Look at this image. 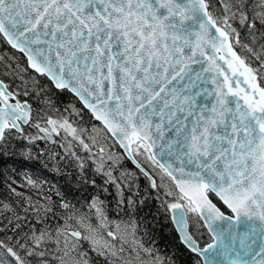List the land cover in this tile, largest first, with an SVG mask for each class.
Instances as JSON below:
<instances>
[{
  "label": "snow or ice",
  "instance_id": "1",
  "mask_svg": "<svg viewBox=\"0 0 264 264\" xmlns=\"http://www.w3.org/2000/svg\"><path fill=\"white\" fill-rule=\"evenodd\" d=\"M220 6L222 15L209 10L208 0H0V35L23 53L28 68L46 77L56 90L77 97L103 124L156 190L157 199L166 189L164 196L173 199L164 200L161 207L166 205L172 214L180 243L189 252L208 264H216L204 256L210 249L215 250L212 257L227 252L228 264H264V87L230 42L235 34L236 43H241L234 23L247 28L255 42L257 23L264 27V0H220ZM24 83L27 96L28 82ZM32 83L35 88V78ZM43 91H36V96ZM41 102L52 103L47 96ZM32 112L27 101L17 99L0 81V146L14 133L31 143L51 140L63 131L89 150L66 118L49 117L48 127L37 121L32 126L44 135L24 136L22 125L33 120ZM137 156L159 169L160 183ZM100 160L96 171L109 178L106 183L116 185L118 206L123 205L121 184L110 171H103L102 156ZM84 166L78 165L81 170ZM208 192L215 193L232 216L213 204ZM103 203L93 197L89 204L101 224L107 219ZM136 203L129 197L128 209L134 210ZM60 206L69 210L62 217L64 225L55 235L46 228L33 230L28 237L31 246L20 245L25 256L0 241L15 264H31L26 257L48 264L43 258L49 244L60 250L61 241L66 256L81 240L105 255L94 236L73 228L71 222L77 220L73 206ZM43 210L46 214L53 208ZM190 215L195 217L191 224ZM83 219L77 220L81 226ZM200 227L212 234L213 243L204 248L193 231ZM87 230L94 231L91 225ZM108 235L116 239L114 232ZM140 248L152 256L153 249L142 244ZM166 259L174 264L170 258L153 257L154 264H165Z\"/></svg>",
  "mask_w": 264,
  "mask_h": 264
},
{
  "label": "trees",
  "instance_id": "2",
  "mask_svg": "<svg viewBox=\"0 0 264 264\" xmlns=\"http://www.w3.org/2000/svg\"><path fill=\"white\" fill-rule=\"evenodd\" d=\"M208 2L209 10L214 15H221L219 0L217 2L208 0ZM233 26L239 31L241 41L237 44L234 40L235 36H232L231 41L236 52L256 70L258 82L261 87H264V74L259 67L264 65V48L261 47L264 45V36H261L264 27L257 23L258 31L255 33L256 40L253 42L247 28H241L239 23H234ZM244 44L249 47L244 48ZM246 53H250L248 59L245 58ZM32 78L36 81L35 88ZM0 80L8 85L9 91L16 94L17 99L22 102L27 101L33 109L34 119L30 125L23 127L24 136L44 135L38 128L32 126L36 119L34 113H39L37 119L42 122H46L49 117L68 119L69 115L73 126L81 129L83 135L95 126L100 127L69 92L56 90L45 77L31 72L27 68L25 58L13 51L1 35ZM25 81L28 82L27 96L24 95ZM41 88L45 91L41 92V97L38 98L36 91ZM45 96L50 98L51 105L41 102ZM71 108L77 109L80 116L72 117ZM117 150L120 152L118 147ZM87 158L90 160L87 154L77 150L69 154L67 150H62L61 147L49 143L46 139H35L30 143L16 133L9 137L7 143L0 146V241L15 249L16 247L9 242L12 239L16 240L20 237L28 239L33 230L39 231L45 228L54 230L61 218L69 212L61 208L62 203H69L75 211H80L89 208L87 206L90 201L93 197H97L104 202L105 211L110 219L118 218L122 222L131 223L135 221L137 236L145 248L153 249V255L170 258L174 264H196L197 260L201 264L200 259L180 243L169 212L165 210L166 205L161 207L164 200H172V197H165L160 191V199H157L156 190L149 186L147 178L124 158L119 167L132 174L134 187L129 186L131 191L125 192L124 204L120 208L116 200L112 199L117 192L112 189L110 183H106L104 175L93 170ZM81 163L85 165L82 170L78 167ZM209 195L218 208L228 214L222 204L213 195ZM129 197L137 202L134 210H129L127 207ZM141 199L144 200L143 205L139 203ZM5 204L8 205L7 209L4 207ZM44 207H52L53 211L45 214ZM189 223L191 224L192 220ZM193 231L201 248L210 242L211 239L203 227H200L198 232L195 228ZM90 261L92 264H108L105 259L97 256H93ZM165 264H169L168 259L165 260Z\"/></svg>",
  "mask_w": 264,
  "mask_h": 264
},
{
  "label": "rangeland",
  "instance_id": "3",
  "mask_svg": "<svg viewBox=\"0 0 264 264\" xmlns=\"http://www.w3.org/2000/svg\"><path fill=\"white\" fill-rule=\"evenodd\" d=\"M215 1L217 2L218 0H215ZM219 7L220 9H222L221 6ZM222 13H223V9L221 11V15ZM232 36H235V34H232ZM234 40L236 42L235 37H234ZM249 54L250 53H246L245 58L248 59ZM259 67L262 69V73L264 74V66L259 65ZM263 86H264V78H263ZM75 110L76 111H74V109L71 108V111H72L71 113L73 114L72 117H76V116L79 117L80 112L77 111V109ZM34 114L36 118L34 120V123L39 121L41 127H48L46 122H42L40 119H37L39 113H34ZM33 119H34V116H33ZM75 119L78 120L77 118ZM68 120L70 123H72L71 117L69 118V115H68ZM82 133L83 131L81 129H77V135L84 141V143H86L89 146V150L87 151L83 148L81 144L78 143V141L72 140L70 136L66 137L63 131H61L59 135L53 134V137L55 140L53 144L57 145L58 147H61L62 150H67L69 154L74 150L87 154V157H89L90 159L88 160L87 158V161L89 164H91V167L93 168L94 171H96L98 164L101 163L100 157L102 156L103 157L102 162L104 164L103 171L104 172L110 171L112 177L115 178L116 183L121 184L123 196L125 192L126 193L128 191L130 192L131 191L130 185L134 187V184L132 181L133 176L132 175L129 176L128 175L129 172H125L123 171V169L119 167L121 165L122 159H124L123 154L121 153V151L119 152L117 150V145L112 140V138H110V136L105 131V129L100 125V127L95 126L91 128L90 130L87 131L85 135H83ZM101 148L103 149V152L100 151ZM109 156H111V159H109ZM136 159L140 161L142 165L154 175L155 179L157 180V183H160L161 175L159 174V169L153 168L150 162H146L144 156H137ZM99 173L104 175L103 172H99ZM104 177L106 178V180L109 179L106 175H104ZM163 179L166 184L171 185V181H169L167 177H164ZM108 183H110L112 186V189H114L117 192L116 185L112 183L111 181H109ZM171 186L174 188L173 185ZM165 190L166 189H161L160 191L164 193ZM112 199H115L116 204H117V193ZM89 204L87 207H89ZM102 206L104 208V204ZM122 206L123 205H120V208H122ZM104 211H105V208H104ZM75 213H76L77 220L81 216H83L84 219H83V226L77 223V220H73L71 222L73 225V228L80 230L84 234L94 236L95 239L99 242V244L102 245L104 249H106L105 255H99L98 250H93V246L89 243V241L81 240L78 242V247L76 248V250L71 251L69 255L66 256L64 254L63 247H62V241H61L60 250L56 249V246L54 243L49 244L48 248L50 250L48 251L47 255L43 258L48 261V264H84L85 261H87V264H92L90 259L93 256L94 257L97 256V257H100L101 259H105L108 262V264H126L127 261H131L132 264H154L153 257L155 255L152 254V256H149L147 253H145L140 248V245L142 244V242L136 234L135 224L131 222H122L118 218L110 219L106 211H105V215L107 219L103 222V224H101V221L99 220L95 209L90 208V207L84 208L80 211H75ZM66 215L68 214H65L64 216ZM194 219L195 217L191 215L189 216V221L192 220V223ZM63 225H64V220L63 218H61L56 228L61 227ZM88 225H91L94 231L88 232L87 230ZM56 228L54 230H48V231H50L53 235H55ZM109 231H112L115 233L116 239H113L111 236L108 235ZM9 242L14 247H16L15 250L21 256L25 255V250L22 249L20 245L29 243V245L28 244L27 245L31 246V243H32V241L27 239L26 237L16 238V240L12 239ZM8 247H12V246L9 245ZM121 249H123V251H121ZM113 250L116 252L115 256L111 255V251ZM81 253H84L85 255H81ZM26 258L29 261H31V264H39L40 258H37V257H26ZM4 261H9L11 262V264H15L12 258L7 256L6 250L3 248H0V264H2V262Z\"/></svg>",
  "mask_w": 264,
  "mask_h": 264
},
{
  "label": "water",
  "instance_id": "4",
  "mask_svg": "<svg viewBox=\"0 0 264 264\" xmlns=\"http://www.w3.org/2000/svg\"><path fill=\"white\" fill-rule=\"evenodd\" d=\"M214 31V30H213ZM1 37H2V39L6 42V44L13 50V51H15V52H17V53H19V54H21L24 58H25V60H26V62H27V58L23 55V53H21V52H19V51H17L16 49H14V48H12L11 47V45H9L8 43H7V41L3 38V36L1 35ZM231 43H232V41H230ZM232 46H233V44H232ZM233 50L236 52V50L234 49V47H233ZM237 53V52H236ZM225 55H226V52L224 53ZM238 54V53H237ZM219 63H221V64H223V61H218ZM193 67L194 68H199L200 67V65H193ZM225 68H227V66L225 65L224 66ZM27 68H28V66H27ZM31 72H33V73H35V74H37L38 76H40L38 73H36V72H34V70H32V69H30V68H28ZM205 75H210L209 73H205ZM46 78V77H45ZM47 79V78H46ZM48 80V79H47ZM0 81H2V80H0ZM49 81V80H48ZM50 82V81H49ZM51 83V82H50ZM257 83H258V81H257ZM259 84V83H258ZM208 87H211V85L209 84L208 85ZM246 87V86H245ZM71 94V93H70ZM72 95V94H71ZM78 102H79V104L82 106V108L84 109V110H86L91 116H92V118H93V120L95 121V122H97L98 124H100L103 128H104V126H103V124L100 122V121H98V120H96L94 117H93V115H92V113L88 110V109H86V108H84V106H83V104L79 101V99L77 98V97H75L74 95H72ZM9 103H15V101L14 100H9ZM30 123V122H29ZM28 124H24V125H22L23 127H26ZM105 129V131L108 133V131H107V129L106 128H104ZM108 135L110 136V138H112V140L115 142V144L117 145V147L121 150V153L123 154V156L125 157V159H127L131 164H132V166L134 167V168H136V166L132 163V161L128 158V155H127V153H125V151H124V149L123 148H121L120 147V145H119V143H117L116 142V140H115V138L114 137H112V135L110 134V133H108ZM169 135H171L170 133H166V137L167 136H169ZM47 140V139H46ZM47 141H49V143H54V137H53V135H52V138H51V140H47ZM157 144L158 145H161V144H163V141H160V140H158L157 141ZM155 151H159V147L157 148V149H155ZM139 172H140V170L138 169V168H136ZM141 173V172H140ZM142 174V173H141ZM143 175V174H142ZM144 176V175H143ZM145 177V176H144ZM174 186V185H173ZM175 187V186H174ZM209 194H212L221 204H222V206L228 211V214H225L224 212V214L226 215V216H232V213H231V211H230V209H228L227 208V206L226 205H224L223 204V202L215 195V193H212V192H208L207 193V196H208V198L210 199V197H209ZM211 200V199H210ZM211 202L213 203V204H215L212 200H211ZM216 205V204H215ZM217 206V205H216ZM218 207V206H217ZM220 209V208H219ZM221 210V209H220ZM222 211V210H221ZM169 215H170V220H171V223H172V225H173V227H174V230H175V232H176V234H177V236H178V238H179V235H178V233H177V231H176V229H175V226H174V224H173V221H172V214L171 213H169ZM202 224H203V222H201ZM204 228V227H203ZM205 229V231L207 232V234L209 235V237H210V242L208 243V244H206V245H204L202 248H204V247H207L209 244H211V243H213V240H212V234L211 233H209L208 232V230L206 229V228H204ZM179 240H180V238H179ZM227 240H226V246H227ZM184 246V245H183ZM185 247V246H184ZM186 248V247H185ZM187 249V248H186ZM188 250V249H187ZM213 251H215L214 249H210L209 250V252L208 253H205L204 254V256L205 257H208V259H213L214 261H216V264H228V258H229V254L227 253V252H225V253H223V254H218L217 256H215V257H212L211 256V253L213 252ZM199 258V257H198ZM200 259V261H201V264H208V260L207 259H203V258H199ZM249 260L251 259V258H248ZM257 260H259V257H257L256 258Z\"/></svg>",
  "mask_w": 264,
  "mask_h": 264
},
{
  "label": "flooded vegetation",
  "instance_id": "5",
  "mask_svg": "<svg viewBox=\"0 0 264 264\" xmlns=\"http://www.w3.org/2000/svg\"><path fill=\"white\" fill-rule=\"evenodd\" d=\"M54 142H55V140H54Z\"/></svg>",
  "mask_w": 264,
  "mask_h": 264
}]
</instances>
